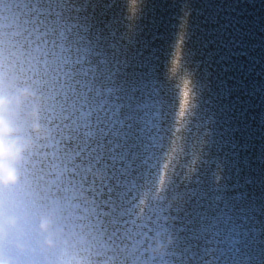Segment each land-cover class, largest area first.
I'll return each instance as SVG.
<instances>
[{"label": "clouds", "instance_id": "clouds-1", "mask_svg": "<svg viewBox=\"0 0 264 264\" xmlns=\"http://www.w3.org/2000/svg\"><path fill=\"white\" fill-rule=\"evenodd\" d=\"M151 2L0 0V264H246L214 239L194 257L183 230L182 193L201 182L214 203L228 188L186 48L192 0H170L179 25L157 58L151 132L131 164L111 151L108 85L66 21L78 10L105 49L123 52Z\"/></svg>", "mask_w": 264, "mask_h": 264}, {"label": "bare ground", "instance_id": "bare-ground-1", "mask_svg": "<svg viewBox=\"0 0 264 264\" xmlns=\"http://www.w3.org/2000/svg\"><path fill=\"white\" fill-rule=\"evenodd\" d=\"M191 8L186 48L204 84L212 154L226 162L228 187L259 205L264 202V0H192ZM179 16V3L147 5L142 25L150 26L147 35L159 55L174 40ZM144 36L142 31L139 38Z\"/></svg>", "mask_w": 264, "mask_h": 264}, {"label": "snow or ice", "instance_id": "snow-or-ice-1", "mask_svg": "<svg viewBox=\"0 0 264 264\" xmlns=\"http://www.w3.org/2000/svg\"><path fill=\"white\" fill-rule=\"evenodd\" d=\"M105 19L97 14L96 24L104 27ZM66 25L79 37L78 56L88 64L93 79L108 85L111 95L105 118L114 159L131 164L135 146L151 132L152 120L158 115L159 54L147 35L150 26H141L145 36L138 38L134 48L116 52L103 47L95 24L81 17L78 10L75 18H67ZM205 119L211 126V117ZM182 195L188 200L183 230L194 257L214 239L226 243L246 264H264V202L258 205L247 194L228 187L215 194L213 203L207 199L206 184L201 182Z\"/></svg>", "mask_w": 264, "mask_h": 264}]
</instances>
